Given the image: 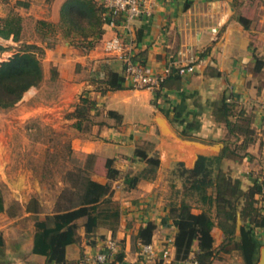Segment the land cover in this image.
I'll list each match as a JSON object with an SVG mask.
<instances>
[{
  "label": "crops",
  "instance_id": "1",
  "mask_svg": "<svg viewBox=\"0 0 264 264\" xmlns=\"http://www.w3.org/2000/svg\"><path fill=\"white\" fill-rule=\"evenodd\" d=\"M65 1L0 0V18L18 14L27 20L33 15L36 22L59 24ZM146 2L150 16H142L128 24L121 18L117 24H105L101 42L90 52H81L59 35L60 42L50 49L47 67L48 71L51 68L56 71L54 80L48 78L49 83L57 92L69 90V96L62 98L59 94L53 107H45L44 113L55 112L58 116L73 111L83 92H88L102 111L101 115L93 117V124L86 131L89 133L73 128L74 119L61 121L70 128L75 152L85 157L96 155L101 169L94 179L112 186V198L121 210L120 226L116 236L106 229H101L99 235L124 243L127 264H157V259L140 258L132 242L138 230L149 222L156 225L152 242L158 248L171 246V259L167 263L174 260L177 228L169 216L168 200L172 188H182V180L175 170L179 163L192 169L203 153L194 147L181 148L167 139L158 125L159 115L180 138L210 146L222 145L219 151L204 152L214 157L222 153L227 143L235 149L245 138L240 133L229 134L224 119L216 113L225 100L229 119L250 129L252 135L243 152L247 155L240 158L229 155L223 161L224 168L241 180L244 189L252 185L254 177H264L262 164L249 163L258 153L264 159V111L260 108L264 91V0ZM240 18L247 20V26ZM116 35L124 40L133 60L152 72L161 73L170 66L176 68L178 63H186L191 58L196 60L195 71L168 79L166 86L155 91L136 90L126 83L123 89L105 91L106 84L99 80L106 79L110 72L123 77V62L103 48V42ZM0 40L3 39L0 37ZM258 61L261 64H257ZM110 110L122 116L120 123L107 118L106 112ZM142 144H149V154L158 155L161 165L154 179L142 180L131 189L126 185L127 176L137 175L145 167V162L135 156L137 146ZM108 159L122 173L116 181L106 178L104 163ZM248 164L252 167L247 168ZM0 181L9 185L6 175H1ZM0 197L3 200L0 233L5 241L0 264H45V257L32 253L33 222L27 226L31 214L26 207H22L20 213H10L1 190ZM80 235L81 243L67 248L69 260H79L85 254L103 249V240L97 239L96 245L91 246L83 229ZM213 236L215 246H219L224 239L223 233L214 228ZM259 240L263 248L264 229L259 231ZM231 256L221 261L216 259L213 264H243L238 253Z\"/></svg>",
  "mask_w": 264,
  "mask_h": 264
},
{
  "label": "trees",
  "instance_id": "2",
  "mask_svg": "<svg viewBox=\"0 0 264 264\" xmlns=\"http://www.w3.org/2000/svg\"><path fill=\"white\" fill-rule=\"evenodd\" d=\"M120 18L123 19L115 17L114 23H119ZM108 20L107 10L100 0H66L61 7L59 24L40 20L36 29L44 38L59 31L70 45L86 53L101 42ZM240 21L247 26L246 19L240 18ZM22 29V18L18 14L0 18L1 38H12L18 42L22 37ZM34 49H37L36 45H26L8 61L0 64V110L13 108L25 92L32 87H39L45 80L41 59ZM6 50V47L0 45V53ZM49 71L52 74L50 80H54L55 69ZM180 77L176 71H172L161 88L166 86L168 79ZM99 82L106 84L105 91L123 89L125 83L116 72H110L106 79ZM216 113L224 119L229 134H243L244 141L235 149H231L227 143L218 156H200L192 169L186 168L183 163L177 165L175 174L182 180V188H172L168 200L169 216L177 228L174 260L167 263L158 258L157 264H185L192 256L202 264H213L216 259L222 260L235 252L243 264H256L258 261L262 245L259 231L264 229L261 176L254 177L252 185L244 189L241 180L223 165L229 155L237 158L247 155L243 152L252 132L229 119V108L225 100ZM101 114L95 101L85 92L70 116L76 120L74 126L77 130L87 131L93 124V117ZM106 116L119 123L122 120V116L115 111L106 112ZM148 150L149 144L137 146L135 156L145 162V167L137 175L127 176L128 188H135L140 181L152 180L157 176L161 165L159 156L150 155ZM96 162V155L88 154L84 164L75 165L73 171L67 172L68 185L60 192L53 213L42 214L36 198L28 202L26 211L31 214L34 229L32 253L45 257V264H82L84 256L79 260L67 258V248L81 243V229L91 246L96 245L97 239H106L99 235L101 229L111 231L116 236L121 222L120 206L112 198L111 184L94 179ZM104 167L109 181H116L122 176L112 160H106ZM238 215L242 222L240 234H237ZM214 228H218L224 236L219 246H215ZM155 230L156 225L152 222L141 227L132 238L134 249L139 250L138 243H151ZM118 242L120 249L109 257L108 264H127L124 243ZM4 246L5 241L0 233V252Z\"/></svg>",
  "mask_w": 264,
  "mask_h": 264
},
{
  "label": "rangeland",
  "instance_id": "3",
  "mask_svg": "<svg viewBox=\"0 0 264 264\" xmlns=\"http://www.w3.org/2000/svg\"><path fill=\"white\" fill-rule=\"evenodd\" d=\"M34 18L32 15L27 20L22 19V24L25 22L20 41L15 42L12 38L0 40V45L8 49L0 53V64L8 61L26 45H36L37 49L34 50L41 59L46 77L39 87H32L25 92L13 108L0 110V176L6 175L9 180V185L0 183V190L6 198L9 212L13 214L20 213L22 207H27L31 198L38 200L42 214L53 213L60 192L68 185L67 172L73 171L75 165L84 164L86 158L74 151L70 128L61 121L74 119L70 115L85 92L77 99L73 111L58 116L55 112L53 115L44 113L45 107H53L59 94L62 98L69 96V90L57 92L53 88L48 81L52 74L47 70L51 58L50 49L60 42V36H64L57 31L44 38L37 32L38 21ZM72 127L75 128L74 124ZM262 160L263 155L258 153L249 163L264 166ZM96 163L98 164V160ZM97 164L94 175L99 174L101 169ZM250 166L246 165L247 168ZM31 223L30 220L27 226ZM23 225L26 226L25 223Z\"/></svg>",
  "mask_w": 264,
  "mask_h": 264
},
{
  "label": "built area",
  "instance_id": "4",
  "mask_svg": "<svg viewBox=\"0 0 264 264\" xmlns=\"http://www.w3.org/2000/svg\"><path fill=\"white\" fill-rule=\"evenodd\" d=\"M108 16V23L114 25L115 17H122L125 24H128L142 16H150L147 10L146 0H102ZM104 51L107 54L119 58L123 62V79L126 84L136 90L155 91L161 88L162 83L176 71L179 75L192 74L196 68V60L191 58L186 63H178L177 67H167L161 73L152 72L145 65L136 62L132 58L130 50L124 40L116 35L103 42ZM260 108L264 111V91L260 99ZM261 193L264 195V177ZM138 255L143 259H163L169 262L171 259V246L163 245L158 248L153 242L148 244L138 243ZM120 249L119 242L113 237L103 241V249L96 253H88L83 257L82 264H108L109 257L113 256ZM185 264H202L193 256Z\"/></svg>",
  "mask_w": 264,
  "mask_h": 264
},
{
  "label": "water",
  "instance_id": "5",
  "mask_svg": "<svg viewBox=\"0 0 264 264\" xmlns=\"http://www.w3.org/2000/svg\"><path fill=\"white\" fill-rule=\"evenodd\" d=\"M157 122H158V125H159L160 129H161L162 134L167 139H171V141H174V143L177 146H180L181 148L194 147L196 149H199V150H201L203 152L201 154V156H207V154L204 153V152L219 151V149L222 147V145H218V144L214 145V146H210L208 144H203V143L198 142V141H192V140H189V139L180 138L179 136H177V134L175 132H173L169 128V126L166 123L165 119L162 116H160V115L158 116ZM207 157H209V156H207ZM241 224H242L241 218H240V215H238L237 234H240V226H241ZM256 264H264V247L260 249V255H259V258H258V261L256 262Z\"/></svg>",
  "mask_w": 264,
  "mask_h": 264
}]
</instances>
